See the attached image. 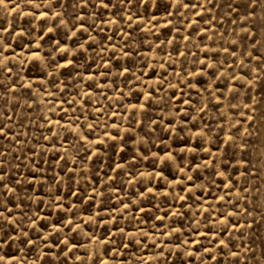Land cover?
<instances>
[{
  "label": "rangeland",
  "instance_id": "1",
  "mask_svg": "<svg viewBox=\"0 0 264 264\" xmlns=\"http://www.w3.org/2000/svg\"><path fill=\"white\" fill-rule=\"evenodd\" d=\"M0 264H264V0H2Z\"/></svg>",
  "mask_w": 264,
  "mask_h": 264
},
{
  "label": "snow or ice",
  "instance_id": "2",
  "mask_svg": "<svg viewBox=\"0 0 264 264\" xmlns=\"http://www.w3.org/2000/svg\"><path fill=\"white\" fill-rule=\"evenodd\" d=\"M0 2H2V0H0Z\"/></svg>",
  "mask_w": 264,
  "mask_h": 264
}]
</instances>
